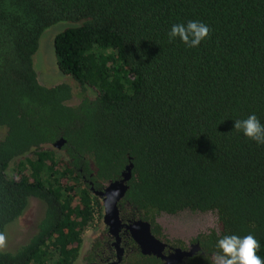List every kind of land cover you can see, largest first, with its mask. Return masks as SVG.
<instances>
[{
	"label": "trees",
	"instance_id": "obj_1",
	"mask_svg": "<svg viewBox=\"0 0 264 264\" xmlns=\"http://www.w3.org/2000/svg\"><path fill=\"white\" fill-rule=\"evenodd\" d=\"M189 20L208 37L196 48L170 42L172 24ZM59 21L71 25L54 37L56 63L74 87L41 84L33 67ZM253 113L264 124V0H0V236L31 198L44 208L0 264H74L102 216L91 184L119 179L130 162L121 215L154 233L162 213L216 219L179 264H215L225 234L254 235L264 258V145L234 129Z\"/></svg>",
	"mask_w": 264,
	"mask_h": 264
},
{
	"label": "rangeland",
	"instance_id": "obj_2",
	"mask_svg": "<svg viewBox=\"0 0 264 264\" xmlns=\"http://www.w3.org/2000/svg\"><path fill=\"white\" fill-rule=\"evenodd\" d=\"M70 25V23L59 21L46 28L39 38L38 48L32 57V62L41 84L50 86L66 82L73 87L76 84L71 77L60 72L56 63L53 47L55 35ZM88 93L90 96L94 95L92 91H88ZM73 101H76V98ZM3 133L4 129L0 127V137H2ZM56 149L59 153H62L59 148ZM13 166L14 161L9 165L8 174L12 171ZM43 213L44 208L42 203L36 198H31L25 212L6 226L4 234L1 235L3 237V243L0 244V250H14L25 243L33 234L36 228V222L41 218ZM157 217L165 224L168 231L177 233L185 239L193 238L201 231L217 227L214 215L209 212L183 211L175 215L160 214ZM96 222L95 217L83 233V243L80 247L81 254L84 252L89 237L96 232ZM80 260L81 256L74 264H81Z\"/></svg>",
	"mask_w": 264,
	"mask_h": 264
},
{
	"label": "flooded vegetation",
	"instance_id": "obj_3",
	"mask_svg": "<svg viewBox=\"0 0 264 264\" xmlns=\"http://www.w3.org/2000/svg\"><path fill=\"white\" fill-rule=\"evenodd\" d=\"M104 185L100 189H95L91 184V190L96 195V191H102L104 189ZM99 198L101 200V197ZM122 198L117 203L120 221V225H118L117 227V232L115 234H112L109 230V226L104 223L102 210V216L100 218H97L95 216L97 220V222L95 223V225L97 226L95 229L96 232L89 237L84 252L82 254L79 253L78 258H80L81 256V264H136L134 261H131V263H127V261L132 260L134 255L153 256L162 261L164 264H179L181 262H184V260L188 257H191L199 252L200 247L198 245L197 249H195V251L192 252L190 256H184L182 257L181 261L176 263H167L164 257H167L171 253H174L175 250L179 249L181 251H191V249L194 248V245L198 244V242H196L195 240L196 236L204 231L197 233V235L193 238L185 239L179 236L177 233L168 231L165 224L161 222L156 216V222L158 223L159 227L155 228L157 229V231H155L154 233L152 232V226L149 221L143 220L141 218L134 219L130 214L127 213L121 215L119 203L121 202ZM101 207L103 209V205ZM123 208H127L123 210H128L130 209V206L128 205V203H125ZM137 220L148 222L150 233L164 246L162 251H160V253L164 257L153 254H144L141 252V248L135 240L133 234L136 232L134 231L132 224ZM38 221L36 222V228ZM36 228L34 232L36 231ZM78 258L76 260H78Z\"/></svg>",
	"mask_w": 264,
	"mask_h": 264
},
{
	"label": "clouds",
	"instance_id": "obj_4",
	"mask_svg": "<svg viewBox=\"0 0 264 264\" xmlns=\"http://www.w3.org/2000/svg\"><path fill=\"white\" fill-rule=\"evenodd\" d=\"M209 32L210 27L206 23L189 20L172 24L167 35L170 42L179 39L186 47L196 48L208 37ZM234 129L257 145H264V124L254 113L244 119L234 120ZM2 243L3 237L0 236ZM215 247V264H264V258L257 255L260 243L252 234L222 235L217 239Z\"/></svg>",
	"mask_w": 264,
	"mask_h": 264
},
{
	"label": "water",
	"instance_id": "obj_5",
	"mask_svg": "<svg viewBox=\"0 0 264 264\" xmlns=\"http://www.w3.org/2000/svg\"><path fill=\"white\" fill-rule=\"evenodd\" d=\"M64 143V139L60 138L53 143L55 148H60ZM132 163L130 162L126 165L125 170L121 173L119 179L109 181L105 183L104 189L102 191L97 190L96 195L101 197L103 205V221L109 226V230L112 234L117 232V227L120 225L119 212L117 203L124 196L127 190V181L131 176ZM133 229L136 233L134 238L141 248V252L144 254H153L157 256L164 257L160 251L163 249V244L153 237L150 233L149 224L147 221L137 220L133 224ZM198 244L194 245L191 251H181L179 249L175 250L167 257H164L167 263H176L181 261L182 257L190 256L192 252L197 249Z\"/></svg>",
	"mask_w": 264,
	"mask_h": 264
}]
</instances>
